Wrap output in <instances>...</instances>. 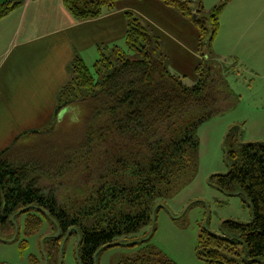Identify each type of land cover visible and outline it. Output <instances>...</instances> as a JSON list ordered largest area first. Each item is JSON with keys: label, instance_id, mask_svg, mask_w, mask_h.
Segmentation results:
<instances>
[{"label": "trees", "instance_id": "trees-1", "mask_svg": "<svg viewBox=\"0 0 264 264\" xmlns=\"http://www.w3.org/2000/svg\"><path fill=\"white\" fill-rule=\"evenodd\" d=\"M117 1L64 4L76 20L89 21L114 12ZM160 1L199 32L198 81L188 85L173 72L161 38L139 15L126 11L127 50L98 45L94 72L76 54L51 124L24 132L0 153V228L25 216V232L31 235L47 221L55 232L43 237V247L49 242L51 252L55 247L60 252L65 238L81 237L79 264H97L101 252L126 245L119 239L144 227L156 230L158 202L194 169L198 128L239 99L226 79L236 64L218 61L213 50L229 0L210 11L201 0ZM21 6L0 3V20ZM238 135L234 142L241 140ZM240 143L228 151L229 172L215 176L216 186L223 192L238 188L252 221H229L231 231L224 234L203 229L196 248L202 264H264V143ZM159 255L152 251L129 264H177Z\"/></svg>", "mask_w": 264, "mask_h": 264}, {"label": "rangeland", "instance_id": "rangeland-1", "mask_svg": "<svg viewBox=\"0 0 264 264\" xmlns=\"http://www.w3.org/2000/svg\"><path fill=\"white\" fill-rule=\"evenodd\" d=\"M221 1L210 0L206 10L210 11ZM233 14L248 16L245 19L250 18L254 25L253 31L244 39L249 45L254 44V53H244L238 66L226 74L229 86L239 98L236 106L198 128L199 147L194 155V169L189 176L176 182L158 202L157 206L161 208L153 223L156 230L153 232L149 225L136 234L120 238L119 243L126 245L101 252L97 264H129L136 257L149 255L152 251L177 264H202L196 248L203 229L224 234L231 231L229 221L242 224L252 221L251 208L239 189L231 192L219 190L215 176L229 172L227 153L231 149L238 150L241 140L243 143H264V0H236L228 16ZM229 37L231 34L226 37L227 44L226 41L220 44L219 53L220 62L232 65L229 62H234L235 58L234 53H230L234 51V39ZM235 40L237 43L240 38L236 36ZM123 48L127 50L126 44ZM90 58L87 62L94 72L95 61ZM196 76L194 81L189 74L187 84L194 85L198 81ZM73 115L76 117L77 113ZM63 118L62 113L59 121ZM231 131L233 135L238 133L241 140L236 138L234 142L233 135L229 136ZM28 146L36 148L31 142ZM54 232L53 226L45 221L36 233L27 235L25 216L17 217L13 224L0 228V264H79L76 235L63 240L60 252L56 247L51 252L50 247L54 244L47 241L43 247V237H50ZM147 236H151L148 242L129 245L142 242Z\"/></svg>", "mask_w": 264, "mask_h": 264}, {"label": "crops", "instance_id": "crops-1", "mask_svg": "<svg viewBox=\"0 0 264 264\" xmlns=\"http://www.w3.org/2000/svg\"><path fill=\"white\" fill-rule=\"evenodd\" d=\"M8 1L21 2L22 6L0 20V153L24 132L51 124L57 94L69 79L68 66L76 54L88 64L89 57L95 62L99 58L98 45L124 47L128 30L126 11L139 15L161 38L170 69L186 78L190 74L196 81V70L202 62L198 53L199 32L189 19L160 0H119L114 12L89 21L76 20L64 0L0 3ZM201 1L205 8L210 3ZM234 2L229 0L221 16L213 50L220 61V44H227L226 37L231 34L234 51L230 53H234L235 63L228 62L237 67L244 53H254V44L244 40L254 25L250 18L245 19L248 16H228ZM236 36L240 38L237 43Z\"/></svg>", "mask_w": 264, "mask_h": 264}, {"label": "water", "instance_id": "water-1", "mask_svg": "<svg viewBox=\"0 0 264 264\" xmlns=\"http://www.w3.org/2000/svg\"><path fill=\"white\" fill-rule=\"evenodd\" d=\"M196 16V14H195ZM12 221H14V217H12ZM60 237V231L57 232V237L56 238H59ZM81 237H78V241H80Z\"/></svg>", "mask_w": 264, "mask_h": 264}]
</instances>
